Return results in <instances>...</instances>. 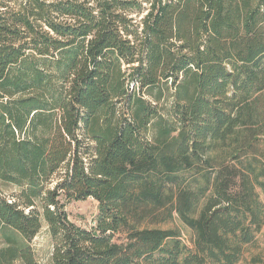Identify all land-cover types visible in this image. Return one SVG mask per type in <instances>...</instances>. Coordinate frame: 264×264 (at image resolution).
<instances>
[{
    "label": "trees",
    "instance_id": "trees-1",
    "mask_svg": "<svg viewBox=\"0 0 264 264\" xmlns=\"http://www.w3.org/2000/svg\"><path fill=\"white\" fill-rule=\"evenodd\" d=\"M0 181V264H38L44 226L51 264H237L264 216V0H0ZM88 198L84 230L65 205ZM173 213L191 249L140 229Z\"/></svg>",
    "mask_w": 264,
    "mask_h": 264
},
{
    "label": "rangeland",
    "instance_id": "rangeland-1",
    "mask_svg": "<svg viewBox=\"0 0 264 264\" xmlns=\"http://www.w3.org/2000/svg\"><path fill=\"white\" fill-rule=\"evenodd\" d=\"M54 184L49 185L51 187ZM259 201L264 206V195L257 190ZM17 188L11 185H5L0 181V198L11 200L13 196L17 195ZM65 212L68 220L76 227L91 230L93 229L98 220V202L94 199L88 198L81 201H71L65 205ZM143 228H158L162 230H171L178 234L181 243L188 249L192 248V233L185 227L179 218L173 213L167 221L151 224L149 220L141 223L140 229ZM125 234L118 232L113 236V242L121 244L124 242ZM5 247L4 239L0 231V250ZM30 247L33 251L34 257L38 264H51L52 254V239L44 226L36 237L30 242ZM237 264H264V216L263 223L260 230L255 235L254 241L243 247L242 255Z\"/></svg>",
    "mask_w": 264,
    "mask_h": 264
}]
</instances>
